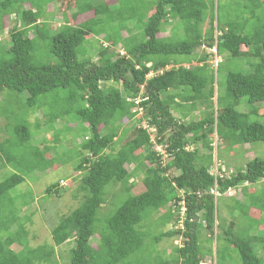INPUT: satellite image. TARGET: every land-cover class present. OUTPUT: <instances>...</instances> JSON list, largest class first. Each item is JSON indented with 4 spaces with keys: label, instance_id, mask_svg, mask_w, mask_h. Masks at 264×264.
I'll return each instance as SVG.
<instances>
[{
    "label": "trees",
    "instance_id": "trees-1",
    "mask_svg": "<svg viewBox=\"0 0 264 264\" xmlns=\"http://www.w3.org/2000/svg\"><path fill=\"white\" fill-rule=\"evenodd\" d=\"M55 1L0 0V35L4 18L14 16L19 22L9 30L8 42L0 43V94L26 92V107L38 111L46 98H57L64 90L62 102L56 103L58 111L42 116L48 126L45 133L54 134L55 145V125L65 116H72L89 129L90 136L79 143V161L73 170L80 176L75 175L70 182L80 184L82 201L52 226V245H30L18 213L34 201L13 207L9 194L24 178L11 172L0 182V264H58L55 248L70 241L73 245L66 264H202L206 253L212 255L202 248V231L213 234L215 227L232 246L231 253L240 264H264L256 253L260 246H252L260 244L264 250V234L250 236L253 229L234 230L239 227L236 220L242 218H232L225 226L215 215L217 198L240 189L244 193L239 200L244 202L248 198L246 186L264 180V159L254 157L226 177L212 175L209 140L215 133L231 149L264 144V124L251 120L259 116L256 105L264 106V0H252L253 9L237 21L229 15L221 20L214 17L213 0H116L114 5L105 0H72L75 10L71 16L63 14V24L51 30L43 11ZM25 4L30 8L25 9ZM259 8L262 12L257 15L255 10ZM90 10L92 18L73 25L78 15ZM167 29L170 34L163 37ZM92 36L102 37L98 40L100 48L92 54L97 55L96 61L83 47ZM116 47L123 54L112 51ZM202 47H216L218 58L226 55L231 62L247 65L245 70L228 71L224 91L217 92L216 108L214 89L203 92L208 54L198 58L199 66L192 68L179 60ZM38 50L50 57L42 60L36 55ZM108 83H117L121 89ZM243 99L247 112L235 109ZM198 104L205 107L200 120L182 122L174 116L178 112L186 119ZM53 109L50 104L49 110ZM0 114L7 121L5 131L0 129V169L6 165L13 171L17 167L31 172L52 168L56 157L47 158L50 146L41 150L31 147L27 124L18 121L12 126L1 108ZM124 119L136 121L137 126L132 137L112 151L128 134L122 126ZM142 122L154 129L153 138L140 127ZM198 142L208 154L188 150ZM28 145L33 150L30 154ZM156 146L164 149L165 162L155 151ZM24 150L31 158H26ZM126 165L131 166L130 171ZM172 171L178 174L172 175ZM138 177L143 189L133 194L134 179ZM59 184L49 186L46 194L57 196ZM110 190L115 191L112 211L100 219L99 212ZM261 192L262 196L251 198L248 206L256 208V216H260L257 227L263 225L260 232L264 233V190ZM182 209L184 216L180 219ZM162 210L165 213L160 224L172 222L171 228L157 236L148 227L142 231V224L151 214ZM180 220L182 228L172 229ZM16 223L17 229L12 230ZM149 235L156 246L174 236H181L182 243L173 248L167 260L155 256L156 247L154 251L151 247L153 254L148 260L135 259L146 250ZM220 236L216 235L217 241Z\"/></svg>",
    "mask_w": 264,
    "mask_h": 264
},
{
    "label": "rangeland",
    "instance_id": "rangeland-1",
    "mask_svg": "<svg viewBox=\"0 0 264 264\" xmlns=\"http://www.w3.org/2000/svg\"><path fill=\"white\" fill-rule=\"evenodd\" d=\"M108 5H114L116 3V0H105ZM213 7H214V17H218L219 20L223 19L224 17H227L226 15H229L231 20L237 21L238 18H243L247 14V12L251 9H253L254 2L252 0H213ZM25 9H29V5H24ZM75 10V5L72 2V0H56L53 3L48 4L43 11V15L46 17V21L49 24V29L54 30L58 28L60 25L63 24V14L69 18L72 14V12ZM209 10V9H208ZM257 15H259L262 12V9L255 10ZM42 15V16H43ZM93 17V10L91 11H84V13L77 16L76 22L71 23L73 25H77L78 23H82L90 18ZM43 21V20H41ZM73 22V21H72ZM208 22L209 18L206 20L203 29L208 28ZM254 22V20H253ZM252 22V23H253ZM4 29L3 32L0 35V43L6 44L9 39L8 32L11 29L12 26L19 25L18 20L14 17H6L4 18ZM54 32V31H53ZM52 32V33H53ZM133 34L137 33L136 29H133ZM123 37H126V32L121 33ZM169 29H167L163 33V37L169 35ZM88 40L84 44V51H87L88 57H91L94 51H97L100 48L99 41L102 40V37H89ZM9 47V45H8ZM112 51L114 52H120L123 54L118 47L113 48ZM215 49L209 50L206 48H200L196 50L191 56L188 57H181L179 60L184 61V66L186 68H192L195 66H199L197 63L198 58L202 57L205 53L208 54L209 58L207 60V63L209 66L203 73V75L206 78V87L204 88L203 92H208L209 89L212 87L214 89V97H213V103L214 107L216 108V96L217 92L219 90L220 94L224 91L225 83H226V75L228 71L232 70H245L247 68L246 64H241L239 61H233L224 55L221 57L220 61H216L215 59ZM37 57L42 58V60H45L46 57H50L46 55V52L43 50L36 51ZM92 60H97V55L92 56ZM219 59V58H218ZM221 63L219 69H216V64ZM152 76V74H149V77ZM112 85L118 89H121L120 85L117 83H108V86ZM64 91V90H63ZM61 91L60 95L56 98H46L43 101V107L41 110H32L28 109L26 107V100L28 97V94L26 92L22 93H13L10 91H4L0 94V108L3 112L6 113V116L10 117V123L12 126L16 125L18 121L25 122L28 126V130L31 133V140H30V146L35 147L39 150H41L44 146H50L51 151L49 152V155H47V158L56 157L54 160V166L44 171H28V169H24L22 167L20 168H14L13 169L10 166H5L2 169H0V182L3 181L11 172H15L23 176L24 182L21 183L19 186L14 188L10 192V198L11 202L14 203V208H17V205L22 206L24 202H28L29 200H33L34 202L29 207H23L21 208L20 212L18 213L20 221L26 230L28 231V239L30 242V245L36 246V245H42V244H49L52 245L51 241V235L50 231L52 226L56 223V221H59V219L62 216H65L69 214L72 210L79 207V204L82 201V192H80L79 187L80 184L75 182V184H71L70 182L74 178V176H80L79 173H74L73 170L75 166L78 164L79 161V155H78V146L79 143L83 142L84 138L86 136H90L89 129L78 123L77 120H74L72 116H65L63 117V124L60 122H57L55 125V128H58V131L55 132V136L58 138V143L55 145L53 138L54 134L49 131L47 133L46 130L48 128L47 125L44 124L43 120L44 117L42 116V113H48L51 111V113H55L58 111L59 106H57L56 103H60L63 100V97L65 93ZM225 93V92H224ZM245 100L243 99L239 106H237L235 109L239 112H247L249 111L248 107L245 105ZM50 104L54 105L53 110H49ZM188 108V106H186ZM262 107V108H261ZM256 108L258 110L259 116L254 117L251 120L252 121H258L260 123L264 124V106L263 105H256ZM215 110V109H214ZM205 113V107L204 105H196L194 110L189 113L188 118L183 119L180 116V113H175L174 116L182 122H187L188 120H200L203 118V115ZM1 115V114H0ZM139 115L136 117L138 118ZM7 121L0 116V129L1 132L5 131ZM39 124L42 125V127H39ZM147 126L146 123H141L140 127ZM53 126V125H52ZM123 129H128V134L124 138V140L121 143H116L113 147L112 151H116L122 144H124L127 140H129L132 137V132L134 128L137 126L136 121H122ZM61 128V129H59ZM149 132H151V136L153 138L154 131L152 129H149ZM11 136V135H10ZM209 140L212 144V151L211 155L213 158V165L210 168V171H213L215 173V167L219 171L220 174L223 176H229L231 173H234L238 168H243L245 164L252 160L254 157H259L264 159V144H254L251 147L249 145L245 146H238L233 149H231L230 145L227 142H223L218 136L213 133L209 136ZM29 145L27 146L28 153H32L33 150L30 149ZM29 147V148H28ZM198 150L201 154L206 155L208 154V150L204 149L202 144L198 142L195 145H192L188 147V150ZM160 150L163 152V149L159 146L155 147V151ZM159 152V151H157ZM27 157L31 158L25 150L22 151ZM160 153V152H159ZM24 156V155H23ZM29 156V157H28ZM25 157V156H24ZM21 158V156H20ZM19 158V159H20ZM31 160V159H30ZM125 168L130 171L131 166L126 165ZM223 168V169H222ZM224 170V171H222ZM178 172L172 171V175H176ZM78 178V177H76ZM63 181L65 184H59L60 181ZM79 180V179H78ZM135 188L133 189V194H138L142 191L143 186L141 183V177H138L134 179ZM52 184H59V192L57 196L55 195H47L46 190L49 186ZM248 198L245 199L244 202H240V198L243 195V191L240 189L237 190H230L229 193L226 196H222L216 199V207H215V215L217 216V220L224 221L225 226L229 225L232 218H238L242 221L237 222L236 225L239 227L234 228L236 230L239 228L241 229V232L244 230L250 231L253 229V232H251L249 235H258L262 236L264 233L260 232V230L263 228V225H261V221H259L261 227H257V219L260 216H256L257 211L254 207H249V201L251 198H259L262 196L261 192L264 190V180L259 181V183L251 186H246ZM114 191V190H113ZM115 192V191H114ZM111 190L108 191V195L106 194L105 197V203L102 205L101 210L99 212V218L103 219L104 216L107 217L109 213L112 211V204H113V194L114 193ZM235 198V199H233ZM244 198V197H243ZM9 202V205L11 204ZM8 204V203H7ZM11 206V208H13ZM19 207V206H18ZM234 207L237 208V211L234 212ZM111 208V210H110ZM114 209V207H113ZM110 210V211H109ZM164 210L158 212V213H152L151 216L146 220L142 225V231L146 229H151V234L154 236L159 235L161 232H165L168 229L171 228V223L166 221L164 226L160 224L161 216L164 214ZM31 214L33 216H31ZM6 214H4L5 216ZM183 209L180 211V219H183ZM31 217V221H27L26 219ZM257 217V218H256ZM26 218V219H25ZM255 218V220H254ZM103 221V220H102ZM101 221V222H102ZM182 220L179 221L178 225H174L172 227L182 228ZM218 223V221H217ZM158 228H157V226ZM18 227V224H14V227H12V230H16ZM204 231V230H203ZM203 238L201 239V245L203 250L207 249V251H211L212 255L209 256L208 253L205 254L203 257L204 260L202 264H240V260H238V257H233V254L231 253L232 246L226 242L223 235H221V231L218 229V227L214 228L213 234H210V232H203ZM216 235H221L217 241ZM246 237V234L243 235ZM151 235L148 236L145 240L146 250L143 251V254H140L135 259L140 260L142 257H147L146 260H148V256L153 254V251L155 249V256L162 257L163 259L167 260V257L169 254L172 253V250L176 246H180L182 243L181 236H174L172 238H165L162 239L157 246L152 243L151 241ZM213 237V238H212ZM208 238V239H207ZM211 238V240H209ZM97 239V236L95 237ZM73 242L70 241L64 245H61L60 247L55 248L56 253V260L58 264H66L68 260V254L69 249L72 247ZM92 246H95V240H92ZM253 247H258L256 253L258 252L259 256L263 258L264 262V250L263 245H256L252 244ZM153 251H152V249ZM14 250H18V248L13 247ZM255 249V248H254ZM259 249L260 252L258 251ZM206 251V252H207ZM205 253V252H204ZM258 256V255H257ZM258 256V257H259Z\"/></svg>",
    "mask_w": 264,
    "mask_h": 264
},
{
    "label": "clouds",
    "instance_id": "clouds-1",
    "mask_svg": "<svg viewBox=\"0 0 264 264\" xmlns=\"http://www.w3.org/2000/svg\"><path fill=\"white\" fill-rule=\"evenodd\" d=\"M214 49H215V52H214V54H215V59H216V61H220V58L218 59V57H217V55H216V47H213ZM213 48L211 49V50H213ZM210 50V49H209ZM219 64V63H218ZM218 64H216V65H218ZM149 66V65H148ZM215 68H217V66L215 67ZM152 74V73H151ZM149 77V76H148ZM147 125V124H146ZM145 126V125H144ZM142 126L143 127V129H145V130H148L149 131V129H152L153 131H154V129L153 128H149L148 129V126ZM151 133V132H150ZM160 147V146H159ZM162 148V147H161ZM163 149V148H162ZM163 151H164V149H163ZM162 155V154H161ZM164 155H165V157H163V155H162V161L163 162H165V159H166V157H167V155H166V153H165V151H164ZM223 169V168H222ZM222 171H224V170H222ZM210 173L212 174V175H216V174H220L219 173V171L217 170V168L215 167V173L213 172V171H210ZM222 174H220V176H221ZM60 184H65L63 181H60ZM229 193V192H228Z\"/></svg>",
    "mask_w": 264,
    "mask_h": 264
},
{
    "label": "built area",
    "instance_id": "built-area-1",
    "mask_svg": "<svg viewBox=\"0 0 264 264\" xmlns=\"http://www.w3.org/2000/svg\"><path fill=\"white\" fill-rule=\"evenodd\" d=\"M145 127V126H144ZM157 151H159L160 152V154H162L163 155V157H165V155H164V151L163 152H161L160 150H157ZM215 175V174H214ZM213 194L214 195H216V196H218L219 194L216 192V191H213Z\"/></svg>",
    "mask_w": 264,
    "mask_h": 264
}]
</instances>
